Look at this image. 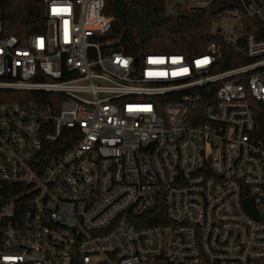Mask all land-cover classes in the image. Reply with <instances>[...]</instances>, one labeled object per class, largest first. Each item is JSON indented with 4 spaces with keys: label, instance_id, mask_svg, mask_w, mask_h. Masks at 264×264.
Listing matches in <instances>:
<instances>
[{
    "label": "built area",
    "instance_id": "1",
    "mask_svg": "<svg viewBox=\"0 0 264 264\" xmlns=\"http://www.w3.org/2000/svg\"><path fill=\"white\" fill-rule=\"evenodd\" d=\"M193 1L230 27L191 58L113 50L104 0L0 19V264H264V0Z\"/></svg>",
    "mask_w": 264,
    "mask_h": 264
},
{
    "label": "trees",
    "instance_id": "2",
    "mask_svg": "<svg viewBox=\"0 0 264 264\" xmlns=\"http://www.w3.org/2000/svg\"><path fill=\"white\" fill-rule=\"evenodd\" d=\"M45 1L0 0L3 35L14 36L24 44L30 36L43 32ZM103 12L113 19L104 37L113 50L134 58L151 54L191 58L203 53L213 41V24L224 9H184L172 0H104ZM231 66L227 63L223 68ZM33 97L17 94L13 101L27 104Z\"/></svg>",
    "mask_w": 264,
    "mask_h": 264
},
{
    "label": "rangeland",
    "instance_id": "3",
    "mask_svg": "<svg viewBox=\"0 0 264 264\" xmlns=\"http://www.w3.org/2000/svg\"><path fill=\"white\" fill-rule=\"evenodd\" d=\"M175 3L181 5L184 9H190L194 5L193 0H174ZM230 27V22L228 19H224L221 22H214L213 31H217L218 29L227 30Z\"/></svg>",
    "mask_w": 264,
    "mask_h": 264
},
{
    "label": "water",
    "instance_id": "4",
    "mask_svg": "<svg viewBox=\"0 0 264 264\" xmlns=\"http://www.w3.org/2000/svg\"><path fill=\"white\" fill-rule=\"evenodd\" d=\"M252 204V202H250Z\"/></svg>",
    "mask_w": 264,
    "mask_h": 264
}]
</instances>
